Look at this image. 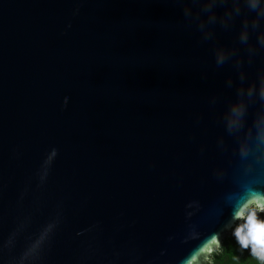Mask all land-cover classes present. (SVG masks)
I'll list each match as a JSON object with an SVG mask.
<instances>
[{
    "label": "water",
    "instance_id": "1",
    "mask_svg": "<svg viewBox=\"0 0 264 264\" xmlns=\"http://www.w3.org/2000/svg\"><path fill=\"white\" fill-rule=\"evenodd\" d=\"M234 42L175 0H0V264H180L230 236Z\"/></svg>",
    "mask_w": 264,
    "mask_h": 264
},
{
    "label": "clouds",
    "instance_id": "2",
    "mask_svg": "<svg viewBox=\"0 0 264 264\" xmlns=\"http://www.w3.org/2000/svg\"><path fill=\"white\" fill-rule=\"evenodd\" d=\"M175 2L183 6L185 20L195 26L203 41L213 40L218 31L235 32L232 46L217 44L214 51L218 68L231 65L237 73L235 98L220 117L223 135L217 142V148L230 155L231 167L216 175L232 184L224 196L230 210L224 228L231 230L241 254L248 251L250 261L264 264V68L252 79L247 71L264 56V0ZM227 83L232 87L234 80L230 77ZM190 238L199 243L180 264H212L223 246L220 233L200 239L194 232ZM236 259L241 261L240 256Z\"/></svg>",
    "mask_w": 264,
    "mask_h": 264
},
{
    "label": "trees",
    "instance_id": "3",
    "mask_svg": "<svg viewBox=\"0 0 264 264\" xmlns=\"http://www.w3.org/2000/svg\"><path fill=\"white\" fill-rule=\"evenodd\" d=\"M262 218H264V214H262ZM222 248L215 254V258L212 260V264H219V258L220 256L223 257H229L230 259H234L235 256H238V254H241L239 252V246L236 244L235 238L232 236V234L222 241ZM248 252V251H245ZM244 252V253H245ZM243 253V255H244Z\"/></svg>",
    "mask_w": 264,
    "mask_h": 264
},
{
    "label": "flooded vegetation",
    "instance_id": "4",
    "mask_svg": "<svg viewBox=\"0 0 264 264\" xmlns=\"http://www.w3.org/2000/svg\"><path fill=\"white\" fill-rule=\"evenodd\" d=\"M238 256H240V260L238 261L236 259L237 256H235V258L230 259L229 257H223L220 256L219 258V264H258V262H254V261H250V254L249 252H245L244 255L243 254H238ZM215 258V257H213Z\"/></svg>",
    "mask_w": 264,
    "mask_h": 264
}]
</instances>
